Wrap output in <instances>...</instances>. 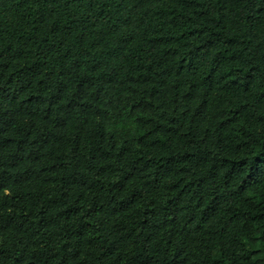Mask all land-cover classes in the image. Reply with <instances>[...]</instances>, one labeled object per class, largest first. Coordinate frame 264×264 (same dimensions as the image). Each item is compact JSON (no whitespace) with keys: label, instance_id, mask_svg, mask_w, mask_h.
<instances>
[{"label":"trees","instance_id":"1","mask_svg":"<svg viewBox=\"0 0 264 264\" xmlns=\"http://www.w3.org/2000/svg\"><path fill=\"white\" fill-rule=\"evenodd\" d=\"M0 264H264V0H0Z\"/></svg>","mask_w":264,"mask_h":264}]
</instances>
